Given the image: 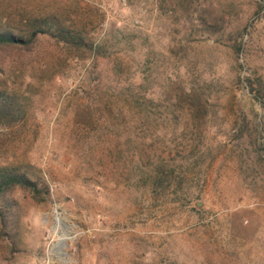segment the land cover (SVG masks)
<instances>
[{"label":"rangeland","instance_id":"1","mask_svg":"<svg viewBox=\"0 0 264 264\" xmlns=\"http://www.w3.org/2000/svg\"><path fill=\"white\" fill-rule=\"evenodd\" d=\"M46 16L100 55L0 48V167L48 189L6 191L0 264H264V0H0Z\"/></svg>","mask_w":264,"mask_h":264},{"label":"trees","instance_id":"2","mask_svg":"<svg viewBox=\"0 0 264 264\" xmlns=\"http://www.w3.org/2000/svg\"><path fill=\"white\" fill-rule=\"evenodd\" d=\"M199 22V18H197ZM202 24L205 21L200 18ZM39 36H46L52 38L57 43H62L65 46L79 49H86L91 55L99 56L100 46L92 40L89 33L82 30H72L63 26V23L55 16H46L42 18H32L30 28L27 31L13 30L6 27L3 20L0 18V48L20 49L30 46ZM260 99H264V83L263 80L258 79ZM92 117V111L89 112V118ZM20 113L16 107V102L13 96L6 91H0V125L17 123L20 120ZM184 129H181L183 132ZM179 131V130H177ZM177 133V132H176ZM154 180L157 182L155 189L157 193L165 195V192L160 190V187L169 189L170 179L175 176L176 169L169 164L165 165L163 162H157ZM20 188L28 191L31 197L36 200L38 197L41 201L45 199L48 194V189H40L38 183L32 180L29 175L24 172H18L17 169L0 167V217H3L2 201L5 200V193L9 189ZM178 191L174 190L169 195H178ZM5 205H9L6 203ZM10 223V218L6 219Z\"/></svg>","mask_w":264,"mask_h":264}]
</instances>
